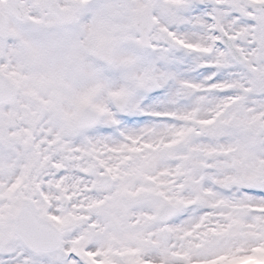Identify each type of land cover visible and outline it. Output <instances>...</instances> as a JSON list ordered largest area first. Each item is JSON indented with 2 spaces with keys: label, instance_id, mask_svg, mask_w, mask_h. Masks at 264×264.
I'll use <instances>...</instances> for the list:
<instances>
[{
  "label": "snow or ice",
  "instance_id": "6c2138e0",
  "mask_svg": "<svg viewBox=\"0 0 264 264\" xmlns=\"http://www.w3.org/2000/svg\"><path fill=\"white\" fill-rule=\"evenodd\" d=\"M0 264H264V0H0Z\"/></svg>",
  "mask_w": 264,
  "mask_h": 264
}]
</instances>
